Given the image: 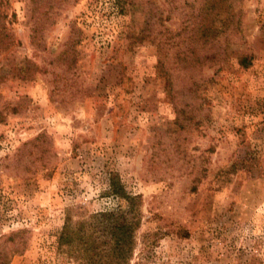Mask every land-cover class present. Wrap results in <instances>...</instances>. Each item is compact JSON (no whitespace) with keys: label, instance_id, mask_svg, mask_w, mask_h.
Returning <instances> with one entry per match:
<instances>
[{"label":"rangeland","instance_id":"374dc122","mask_svg":"<svg viewBox=\"0 0 264 264\" xmlns=\"http://www.w3.org/2000/svg\"><path fill=\"white\" fill-rule=\"evenodd\" d=\"M126 195L124 264H264V0H0V264Z\"/></svg>","mask_w":264,"mask_h":264},{"label":"trees","instance_id":"16d2710c","mask_svg":"<svg viewBox=\"0 0 264 264\" xmlns=\"http://www.w3.org/2000/svg\"><path fill=\"white\" fill-rule=\"evenodd\" d=\"M113 191L115 193H121V186L113 183ZM128 205L126 208H117L114 210H105L99 211L91 215L90 221L79 222L81 225V230L85 228L92 229V232L99 231L102 232L104 236L102 246L104 248L102 251L106 253L102 254V257H108L106 264H124L127 254L126 249V235H133L136 230L140 227L141 223V209H140V196L126 195ZM70 221L67 219V223L64 227L61 241H69V229ZM92 236V235H91ZM93 237V236H92ZM86 238L82 241L87 248H84L85 251H88V247H93L95 244V238ZM98 240V239H97ZM107 252H109L107 254Z\"/></svg>","mask_w":264,"mask_h":264}]
</instances>
